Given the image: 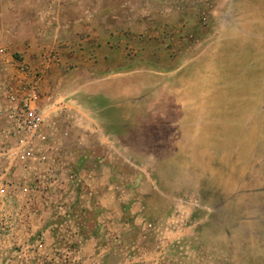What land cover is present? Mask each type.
Listing matches in <instances>:
<instances>
[{"label":"rangeland","instance_id":"374dc122","mask_svg":"<svg viewBox=\"0 0 264 264\" xmlns=\"http://www.w3.org/2000/svg\"><path fill=\"white\" fill-rule=\"evenodd\" d=\"M55 1L61 8L70 2ZM75 3L80 8L74 14L83 12L130 35L126 91H118L125 101L120 110H108V128L116 132L111 138L118 143L120 135L121 149L96 154L101 162L124 163L105 184L110 197H94L102 184L88 182L82 172L75 175L65 156L56 173L45 169L80 186L82 235L102 223L103 211L111 229L113 223L122 226L119 237L111 233L109 252L98 250L87 264H264L263 1ZM67 70L85 84L95 77L77 64ZM44 120L51 135L74 124L68 118L63 125ZM53 155L48 149L44 161L11 168L47 165ZM11 168L0 174L4 189Z\"/></svg>","mask_w":264,"mask_h":264},{"label":"crops","instance_id":"0c3cea01","mask_svg":"<svg viewBox=\"0 0 264 264\" xmlns=\"http://www.w3.org/2000/svg\"><path fill=\"white\" fill-rule=\"evenodd\" d=\"M68 3L63 2L65 7L61 8L55 0H0V104L5 85L22 82L20 64L45 68L40 81L41 112L52 124L63 125L64 118L74 123L69 130L49 134V149L55 155L49 156L47 165L34 164L29 169L19 165L5 174L8 184L0 194V264L91 263L99 256L98 250L101 255L109 252L111 233L119 237L122 230L120 223H113L112 229L108 221L105 224L110 215L103 211L99 218L102 223L82 235L78 230L82 216L78 206L80 186L67 175L60 173L54 180L55 175L45 172L48 166L55 173L60 170L65 156L75 175L82 172L88 182L102 184L101 192L94 191V197H110L105 184L109 185L111 176H117L119 166L124 165L111 158L101 162L96 154L109 147L121 149L120 135L118 143L111 138L116 132L108 128V115L113 113L108 110H120L125 101L122 98L126 94L121 97L118 91H126L123 79L130 51L126 36L130 35L116 30L115 25H99L83 12L74 14L73 9L80 5L75 0ZM50 53L58 56V62L48 60ZM72 64L90 70L95 77L86 84L81 82L68 72ZM133 70L129 73L141 68ZM112 78L118 79L114 87L107 84ZM2 128L0 125V147L9 144ZM67 130L68 136L61 142L60 136ZM5 162L0 157V174ZM23 185L29 190L22 191Z\"/></svg>","mask_w":264,"mask_h":264},{"label":"built area","instance_id":"2783aa9c","mask_svg":"<svg viewBox=\"0 0 264 264\" xmlns=\"http://www.w3.org/2000/svg\"><path fill=\"white\" fill-rule=\"evenodd\" d=\"M0 51L2 52L1 49ZM47 58L54 62L59 60L55 53H50ZM19 69L23 75L22 82L18 86L6 84L2 89L0 125L3 127L2 134L9 143L0 147V157L7 163L3 174L18 162L26 163L35 159L44 161L50 147V136L40 107V81L44 70L28 64H20ZM55 177L59 178L56 175ZM4 190L1 185L0 194ZM23 190L26 191V188Z\"/></svg>","mask_w":264,"mask_h":264}]
</instances>
